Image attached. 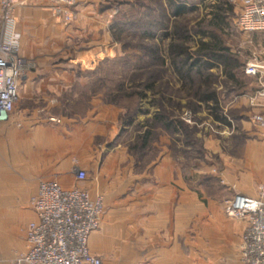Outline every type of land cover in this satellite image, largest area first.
Returning <instances> with one entry per match:
<instances>
[{
  "label": "rangeland",
  "instance_id": "374dc122",
  "mask_svg": "<svg viewBox=\"0 0 264 264\" xmlns=\"http://www.w3.org/2000/svg\"><path fill=\"white\" fill-rule=\"evenodd\" d=\"M100 1L105 3L99 4L98 8L109 12L105 30L110 35L111 51L108 56L98 54L101 50L93 42L91 27L81 25L77 20L78 4L73 9L70 21L52 13L46 0L28 1L23 7L17 6L13 17L20 35V48L25 47L33 53V57L26 59L23 75L28 71H35L37 61L44 66L49 65L53 71L70 62L69 70H72L76 80L63 94L54 97L52 117L56 121L59 118L83 121L96 108L94 106L97 101L110 105L111 111L117 113L118 128L113 141L108 142L109 149H116L120 145L126 147L128 152L130 146H138L139 136L144 131L141 125L145 121L147 123V120L151 122L152 114L158 110L170 113L174 122L185 125L187 130L178 128V132L176 130L169 135L155 124L151 126L155 132L149 138L147 148L142 152L128 153L133 157L135 155L137 159L142 157L143 164H147L166 150L169 138V147L174 155L186 167V171L191 173L192 191L196 195V199H192L190 238L189 244L184 247V254L190 255V264H241L239 257L214 256V243L229 250L225 244L221 246L215 239L222 241L221 221H229L224 217L220 204L230 192L221 188L214 162L204 149L203 141L209 134L215 133V123H218L215 121L216 117H226L233 131L235 116L239 111L245 110L240 106V99L263 88L261 82L264 78L247 76L244 68L250 63H264V32L244 33L236 27L242 0H186L194 8L178 18L166 17V0ZM219 8L221 12H217ZM216 13L217 17L214 15ZM176 28L185 30L189 51H197L202 48L201 44L216 43L227 49L239 64L231 71L233 78L229 79L222 67L214 66L203 74H198L193 69L180 80L166 59L167 46L173 41ZM156 49L161 61L154 58L153 51ZM94 50L97 55H94ZM98 57L104 59L98 61ZM146 84L153 85V89L144 91L145 98L135 100L119 96L116 99L118 105L108 104L111 95L113 98L118 93L122 94L118 92L120 85L123 94H128L144 90L143 86ZM158 94H164V97L160 99ZM39 104L36 100H18L14 111H19L21 106L33 109ZM130 117L133 122L127 125L125 122ZM21 124L17 121L13 126L16 133L22 129ZM147 125L150 127V123ZM96 144L103 145V140L96 139ZM90 175L86 171L83 185ZM233 191L236 190H231V195ZM209 198L218 200L215 208L206 204ZM141 229L152 235L156 226L134 227L129 232L142 235ZM119 230L127 231L123 228ZM119 230H114L115 234ZM147 247L150 244L129 243L122 244L115 250L134 254L136 251L144 252ZM103 263L136 264L141 261H116L107 257Z\"/></svg>",
  "mask_w": 264,
  "mask_h": 264
},
{
  "label": "crops",
  "instance_id": "0c3cea01",
  "mask_svg": "<svg viewBox=\"0 0 264 264\" xmlns=\"http://www.w3.org/2000/svg\"><path fill=\"white\" fill-rule=\"evenodd\" d=\"M103 3L83 0L77 6V20L91 27L93 42L101 50L98 54L108 56L110 35L105 30L109 12L98 8ZM20 54L25 60L33 57L22 46ZM65 64L53 71L49 65L37 61L36 70L28 71L20 79L18 100H36L40 104L33 109L19 107L10 122L0 127V264H17L18 257L26 251L24 230L33 219L30 200L39 181L54 180L72 187L75 181L71 171L75 165L91 174L85 185L80 186H85L93 196H103L100 228L90 235L88 242L90 252L102 264L107 257L116 261L140 259L141 263L136 264H190V255L184 254V247L189 244L192 199H196L191 173L182 168L169 147V138L166 150L142 168L141 161L136 163L126 147L109 149V143L117 135V113L100 101L83 121L61 118L54 121L51 113L54 97L63 94L76 80L69 70L70 62ZM261 85L264 88V79ZM262 89L240 99L245 110L235 116L233 131L215 119L218 122L215 133L203 141L221 188L230 192L220 204L229 221H221L222 241L215 239L229 250L214 243L215 257H239L245 223L229 218L225 212L224 202L232 197L231 190L256 198L258 185L264 184V136L250 122L253 114L264 115V95H259ZM17 121L22 123V129L16 133L13 126ZM96 139H102L103 145H97ZM217 201L209 198L206 204L215 208ZM150 225L156 226L152 235L142 229V235L129 232L131 228ZM117 228L127 231L115 234ZM129 243L150 247L134 254L116 252L122 244Z\"/></svg>",
  "mask_w": 264,
  "mask_h": 264
},
{
  "label": "built area",
  "instance_id": "2783aa9c",
  "mask_svg": "<svg viewBox=\"0 0 264 264\" xmlns=\"http://www.w3.org/2000/svg\"><path fill=\"white\" fill-rule=\"evenodd\" d=\"M28 1L33 0H0V127L14 114L19 82L27 65L20 54L13 12ZM46 1L52 13L70 21L80 0ZM236 27L244 33L264 32V0H242ZM244 74L264 78V63L247 64ZM259 95H264V89ZM250 122L264 136V115L253 114ZM71 174L75 181L72 187L54 180L39 181L30 200L33 219L24 230L26 251L17 264H102L90 252L88 242L100 228L103 196H93L80 186L86 181V171L75 165ZM256 193V198H250L233 191L224 202L227 216L245 223L239 245L241 264H264V184L258 185Z\"/></svg>",
  "mask_w": 264,
  "mask_h": 264
},
{
  "label": "trees",
  "instance_id": "16d2710c",
  "mask_svg": "<svg viewBox=\"0 0 264 264\" xmlns=\"http://www.w3.org/2000/svg\"><path fill=\"white\" fill-rule=\"evenodd\" d=\"M164 7V13L166 17H172V18H178L186 13H188L191 8H194L193 5H189L186 0H166ZM169 10V11H168ZM222 10L219 8L217 12H221ZM216 17L218 16V13L214 14ZM185 30L176 28L174 30V35L173 41L169 42L167 46V53H166V59L169 61L170 66L172 69L178 74V78L180 80L184 79L186 74L190 73L193 69H196L198 74H203V72L212 69L214 66L217 67H222L224 73L226 76H228L229 79H232L233 76L231 74V71L238 67L239 64L236 62L235 59L231 57L227 49H223L220 47L219 43L209 45V44H201L202 48L197 49V51H189L188 47L186 46V43L188 41V38L185 37ZM148 36V35H147ZM151 37V36H150ZM154 53V58L156 60L161 61V59L157 56L158 54V49L156 51H153ZM164 59V58H163ZM165 62L164 60H162ZM161 62V64L163 63ZM142 84V83H141ZM144 90H139V91H132V93L128 94H123L122 91V85L118 88V92L122 94H117L114 95L112 98L111 95V100L108 101V104H113V105H118L116 103V99L119 96H124L125 98H135V100H141L146 97V91H152L153 85L151 84H146L143 86ZM160 95V99L164 97V94H158ZM210 98V97H206ZM216 120L228 124L226 117L225 119L216 117ZM151 122L150 127L147 125L146 121L145 124L141 125L144 128L143 133L139 136L140 142L138 146L132 145L128 148V152L131 154L133 151H143L144 149L147 148L148 143H149V138L152 137L154 134V128L151 126H154L155 124L159 126L160 129L163 131H166L169 133H174L176 130L178 132V128L182 129L183 131L187 130V127L183 125L181 122H174V119L172 118V115L170 113H166V111H155L152 114V117L150 118ZM133 118L130 117L125 123L132 124ZM125 124V125H126ZM153 124V125H152ZM152 128V129H151ZM145 156V155H144ZM135 157V155H134ZM142 158V157H141ZM139 158L137 159L135 157V161L142 163V159ZM151 161V160H150ZM149 161V162H150ZM148 162V163H149ZM182 165V168L187 170L186 167Z\"/></svg>",
  "mask_w": 264,
  "mask_h": 264
}]
</instances>
